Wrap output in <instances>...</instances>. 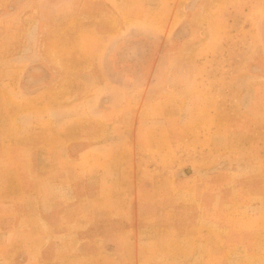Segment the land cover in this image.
<instances>
[{
	"label": "rangeland",
	"instance_id": "1",
	"mask_svg": "<svg viewBox=\"0 0 264 264\" xmlns=\"http://www.w3.org/2000/svg\"><path fill=\"white\" fill-rule=\"evenodd\" d=\"M0 210L5 264H264V0H0Z\"/></svg>",
	"mask_w": 264,
	"mask_h": 264
},
{
	"label": "crops",
	"instance_id": "2",
	"mask_svg": "<svg viewBox=\"0 0 264 264\" xmlns=\"http://www.w3.org/2000/svg\"><path fill=\"white\" fill-rule=\"evenodd\" d=\"M18 200L19 199L17 198L16 200L12 201L11 206L18 204L19 203ZM28 202L35 205L34 203L35 198L30 196ZM34 211H36V208ZM0 212H1V215H0V220H1L2 217H6V214H5L6 211L0 210ZM21 227L22 226L20 225V223H18V225H13L12 229L7 231L5 235L3 236L0 235V264H5L8 260H11V259H16V256L18 253H20L24 249H27L24 243L22 244V242L15 240L16 238H18L19 235L22 234L21 233L22 231L19 230ZM31 232H32V229H31ZM32 234L35 236H38L37 232H32ZM30 264H34L33 260H30ZM53 264H57V263L54 262Z\"/></svg>",
	"mask_w": 264,
	"mask_h": 264
}]
</instances>
